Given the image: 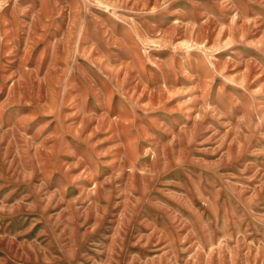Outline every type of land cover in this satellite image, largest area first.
<instances>
[{
    "label": "rangeland",
    "instance_id": "374dc122",
    "mask_svg": "<svg viewBox=\"0 0 264 264\" xmlns=\"http://www.w3.org/2000/svg\"><path fill=\"white\" fill-rule=\"evenodd\" d=\"M0 264H264V0H0Z\"/></svg>",
    "mask_w": 264,
    "mask_h": 264
}]
</instances>
